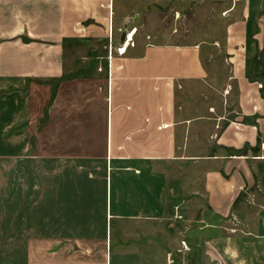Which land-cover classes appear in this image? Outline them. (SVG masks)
<instances>
[{
	"label": "crops",
	"instance_id": "obj_1",
	"mask_svg": "<svg viewBox=\"0 0 264 264\" xmlns=\"http://www.w3.org/2000/svg\"><path fill=\"white\" fill-rule=\"evenodd\" d=\"M220 1L227 13L216 15L213 43L197 31L182 43L142 37L109 66L67 62L62 40L106 38L109 7L99 4L113 2L0 0V163L103 166L91 187L64 188L57 234L25 232L24 248L5 245L0 264H264V85L250 74L264 61V0ZM92 19L99 28H77ZM215 45L222 63L208 68ZM225 66L228 77H217ZM213 96L233 99L231 117L216 114ZM12 225L3 217L0 241Z\"/></svg>",
	"mask_w": 264,
	"mask_h": 264
},
{
	"label": "rangeland",
	"instance_id": "obj_2",
	"mask_svg": "<svg viewBox=\"0 0 264 264\" xmlns=\"http://www.w3.org/2000/svg\"><path fill=\"white\" fill-rule=\"evenodd\" d=\"M76 5L95 7V4ZM99 5L108 6L109 10L111 9L110 14L113 16L114 24L112 37L115 47L120 46L119 30L124 23L129 27V32L133 30L132 28L136 29L134 43L142 37L147 41L150 40V36H163L164 34L172 36L174 43H182L187 40L190 32L195 33L197 31L201 39L206 41L209 39V42H206V44H209L213 41V36L216 38L215 30L217 29L219 33L223 29V25L218 21L216 15L224 17V12L221 14V11L227 8L225 3L220 0H118L113 2L112 8L111 4L108 5V2ZM177 13H179L178 17L176 16ZM77 25L78 29L81 26L89 27L90 25L94 29L99 28V24L94 19L88 22H79ZM62 44L65 46V60L67 62L71 57L81 62L95 58H105L108 40L107 37L100 40L96 37H90V35H84L82 38L76 37L70 42L63 39ZM216 49L217 51H210L209 55L204 57V63L208 68L212 67V63H222L223 55L220 53L218 46H216ZM67 69L72 68L68 67ZM220 70L224 72V75L222 72L217 73V77L227 78L228 70L226 66L224 69L220 68ZM250 74L253 79L255 77L259 78L264 85L263 59L255 58V66L251 67ZM59 84L58 81L51 87L49 106L56 97ZM182 89L183 91L179 90L178 92L181 95H186L185 88ZM77 101L82 102L83 97H77ZM232 101L229 100L226 105V102L220 101L219 97L213 96L212 103L216 114L225 118L231 117L233 113L228 114L227 112L231 111V108L233 109ZM181 102L182 99H179V106ZM76 105H78L77 102ZM93 105L97 110L102 109L100 99L93 100ZM47 117L46 114L42 125L47 123ZM225 123V121L222 122L221 126ZM97 135H100L99 131ZM89 148L90 153L96 156L101 155L103 149L100 146ZM102 170L103 166L100 169L94 163L78 164L76 162L42 161L31 157L18 164L0 163V224L3 222V217L9 216L13 224L11 236L0 241V251H3L5 245L10 246L9 248L14 247L15 250L20 249V247L21 249L24 248L21 246L22 243H20L19 238L22 237L23 239L25 234L28 240L37 234H57L60 226L57 228L56 224H53V220L59 214L62 215V218L66 215L64 211L66 201L63 202L66 199L64 188L67 186L76 188L91 187V183H88V181L93 180L96 183L98 179L95 178V175L98 172L102 173ZM97 186L99 187V185ZM5 188H10L11 195L10 193L7 194ZM20 188L22 189L20 190ZM55 188L61 190V194H54ZM9 197L11 203L8 202ZM78 197L80 196L78 195ZM6 209L9 211L8 213ZM41 218L44 219V224L41 223ZM20 222H22V227ZM25 222L26 225H24ZM92 224L95 226V221ZM62 229L64 231L66 228ZM1 230H3V227L0 226V234H2Z\"/></svg>",
	"mask_w": 264,
	"mask_h": 264
},
{
	"label": "built area",
	"instance_id": "obj_3",
	"mask_svg": "<svg viewBox=\"0 0 264 264\" xmlns=\"http://www.w3.org/2000/svg\"><path fill=\"white\" fill-rule=\"evenodd\" d=\"M110 11L111 9L109 10V17H108V25H107V40H108V45L106 46V57L105 59L107 60L108 62V65L111 66V62L114 58L115 55L119 56V57H122V56H125V54L122 53V51L124 52V50L122 48H120V46L122 45V43H127V40L129 38V35H128V26H127V29L124 30V28L122 27L120 30H119V34H120V39H119V42H120V46L119 47H115L113 45V37H112V27H113V19H112V15L110 14ZM226 14V12H224V15ZM179 13L176 14V16L178 17ZM124 26V24H123ZM133 29V30H132ZM131 32L133 33L134 31H136L135 28H132ZM122 34H125V38H124V41L122 42L121 41V36ZM129 42V41H128ZM134 47V42H131V47L130 48H133ZM230 88L228 89H225L224 92H223V95H228L230 93ZM213 111V109H211ZM261 147H263L264 149V144L261 145ZM173 212H174V219L177 220V221H183V215H182V210H181V206L180 205H175L174 208H173ZM180 246L182 248V250H188V246L186 245V242L185 241H182L180 242Z\"/></svg>",
	"mask_w": 264,
	"mask_h": 264
},
{
	"label": "bare ground",
	"instance_id": "obj_4",
	"mask_svg": "<svg viewBox=\"0 0 264 264\" xmlns=\"http://www.w3.org/2000/svg\"><path fill=\"white\" fill-rule=\"evenodd\" d=\"M108 1H109V2H110V1H111V2H114V0H108ZM182 1H184V0H182ZM135 34H136V31H134V33H131V31L128 32L129 38H128V40H127V43H124V42H123L122 45H121V47H120V48H122V49L124 50V52L122 51L123 54H125L126 51L128 50V48L131 47V42H133V39H134ZM128 41H129V42H128Z\"/></svg>",
	"mask_w": 264,
	"mask_h": 264
},
{
	"label": "water",
	"instance_id": "obj_5",
	"mask_svg": "<svg viewBox=\"0 0 264 264\" xmlns=\"http://www.w3.org/2000/svg\"><path fill=\"white\" fill-rule=\"evenodd\" d=\"M124 30L127 29V24L124 23V26H123ZM124 38H125V34H122L121 36V41L123 42L124 41Z\"/></svg>",
	"mask_w": 264,
	"mask_h": 264
}]
</instances>
